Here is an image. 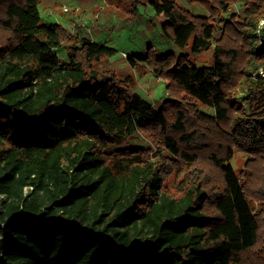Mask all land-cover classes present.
<instances>
[{
	"label": "trees",
	"instance_id": "16d2710c",
	"mask_svg": "<svg viewBox=\"0 0 264 264\" xmlns=\"http://www.w3.org/2000/svg\"><path fill=\"white\" fill-rule=\"evenodd\" d=\"M42 1L0 0V264H264V0L151 2L167 40L214 48L128 57L168 82L160 108Z\"/></svg>",
	"mask_w": 264,
	"mask_h": 264
},
{
	"label": "rangeland",
	"instance_id": "374dc122",
	"mask_svg": "<svg viewBox=\"0 0 264 264\" xmlns=\"http://www.w3.org/2000/svg\"><path fill=\"white\" fill-rule=\"evenodd\" d=\"M155 0H141L140 5L133 8L130 0H96V3H101L100 8L104 10L101 18L98 20L96 26H91V30L95 28L93 34L90 33V38H95L105 47L116 50V53L109 57L112 63H119L112 71L116 76L123 80L126 78H133L136 83L135 92L141 97L148 99L153 103L155 108H160L165 99L168 97L164 80L159 79L153 70L145 63L138 62L133 66L128 60V57L139 58L146 55V52H157V55L171 54L175 63L173 67L176 68V62L182 57L186 56L187 64H191L198 68H211L214 66V48L210 51H201L196 54L192 51L193 41L189 45L182 48L174 45L167 40L162 31L161 20L156 16L155 10L151 4ZM179 5L189 9L193 14L198 16H206L209 14L207 10L199 5H189L187 0H174ZM67 3L66 5H64ZM62 5V12L66 14H82L84 17L80 21L87 20V1L76 0L70 3L68 0L59 2ZM69 8V12H64V8ZM101 11V10H100ZM99 12L96 14V16ZM236 16L238 21H243L245 18V6L243 4L235 6L225 14L226 18ZM98 18V17H97ZM45 21V19H43ZM47 22V21H46ZM87 25V24H84ZM93 35V36H92ZM218 32L216 37H220ZM107 44V45H106ZM59 56L63 61H66V54L63 50H59ZM107 59V58H105ZM103 59V60H105ZM99 61L97 64L101 63ZM98 69L104 70L99 68ZM238 98L241 100L244 93H238ZM202 111L213 115L214 112L210 108H202ZM248 157L242 153H236L234 158L229 163L237 175L244 169Z\"/></svg>",
	"mask_w": 264,
	"mask_h": 264
},
{
	"label": "crops",
	"instance_id": "0c3cea01",
	"mask_svg": "<svg viewBox=\"0 0 264 264\" xmlns=\"http://www.w3.org/2000/svg\"><path fill=\"white\" fill-rule=\"evenodd\" d=\"M68 1H70V3L71 2L74 3L76 0H68ZM84 1H87V13H86L87 20L80 21L79 17H81V19L84 18L82 14L80 15V14L63 13L61 10L62 5L59 4V2H62V0H43L39 6V10L42 19H45V21H47L48 23L61 25L71 32L73 31L75 26L84 25V24H87V27L89 28V30H91L92 24L93 26H96V24H98V19H97L98 15L96 16V14L100 12V10L102 11V8H100L101 3L97 4L96 0H84ZM66 4L67 3H65L64 5ZM94 31L95 28L91 30V34H93ZM91 40L96 44L105 46L103 45V43H100L95 38H92ZM117 65H119V63H112L109 58L102 60L101 63L97 64L99 68H102L104 70H113V68L115 69ZM163 82L165 83L164 85L167 86L168 82L167 81H163ZM144 99L148 101V99L146 98ZM148 102L152 106H154L153 103H151L150 101Z\"/></svg>",
	"mask_w": 264,
	"mask_h": 264
},
{
	"label": "built area",
	"instance_id": "2783aa9c",
	"mask_svg": "<svg viewBox=\"0 0 264 264\" xmlns=\"http://www.w3.org/2000/svg\"><path fill=\"white\" fill-rule=\"evenodd\" d=\"M63 11L64 12H69V8L65 7Z\"/></svg>",
	"mask_w": 264,
	"mask_h": 264
}]
</instances>
